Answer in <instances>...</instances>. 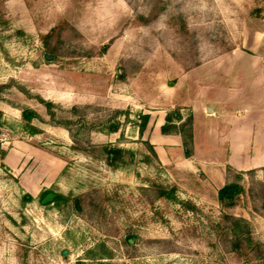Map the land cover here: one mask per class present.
Returning a JSON list of instances; mask_svg holds the SVG:
<instances>
[{
	"label": "rangeland",
	"instance_id": "374dc122",
	"mask_svg": "<svg viewBox=\"0 0 264 264\" xmlns=\"http://www.w3.org/2000/svg\"><path fill=\"white\" fill-rule=\"evenodd\" d=\"M262 20L264 0H0V264H264L217 232L218 191L238 179L226 210L264 248V166L156 148L178 75ZM48 192L67 201L43 205Z\"/></svg>",
	"mask_w": 264,
	"mask_h": 264
},
{
	"label": "crops",
	"instance_id": "0c3cea01",
	"mask_svg": "<svg viewBox=\"0 0 264 264\" xmlns=\"http://www.w3.org/2000/svg\"><path fill=\"white\" fill-rule=\"evenodd\" d=\"M250 35L242 46L184 70L171 86V108L179 107L181 121L193 119V154L185 156L181 134L161 132L166 120L156 145L203 167L264 166V20Z\"/></svg>",
	"mask_w": 264,
	"mask_h": 264
},
{
	"label": "trees",
	"instance_id": "16d2710c",
	"mask_svg": "<svg viewBox=\"0 0 264 264\" xmlns=\"http://www.w3.org/2000/svg\"><path fill=\"white\" fill-rule=\"evenodd\" d=\"M147 19H145V22ZM111 44V41L103 46V50L106 51ZM42 102H44L42 100ZM51 116H54L52 111L53 103L44 102ZM74 111H77V107H73ZM31 114H35L32 111H24V115L28 117ZM141 123L139 124V131L142 133L146 128L149 121V115H140ZM182 120V116L179 112L175 114H168L167 122L161 126V132L163 134L179 133L183 138L184 153L186 157H190L193 154V131H192V116H188L185 120ZM176 122H180L177 124ZM119 124H114L111 130L117 131ZM102 151L106 156L108 164L114 165L122 158L123 151L119 147H113L110 145H104ZM227 170L242 173L243 171H237L234 168L228 166ZM162 193V192H161ZM245 193L244 186L238 181L233 179L223 185L218 191L219 201L222 206L221 221L218 223L219 238L222 243L228 248L245 258L250 257L252 253L256 258L264 260V248L259 242H255L252 237V229L249 221L240 215L227 211V208L234 207L241 196ZM164 192L162 193V195ZM67 201V198L62 195H57L56 202ZM110 257V256H109Z\"/></svg>",
	"mask_w": 264,
	"mask_h": 264
},
{
	"label": "water",
	"instance_id": "95a60500",
	"mask_svg": "<svg viewBox=\"0 0 264 264\" xmlns=\"http://www.w3.org/2000/svg\"><path fill=\"white\" fill-rule=\"evenodd\" d=\"M57 197V194L55 192H48L41 200V203L43 205L53 202L55 198ZM67 251H64L63 254L65 255Z\"/></svg>",
	"mask_w": 264,
	"mask_h": 264
}]
</instances>
